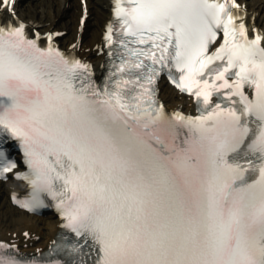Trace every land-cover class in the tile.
I'll return each mask as SVG.
<instances>
[{
  "label": "snow or ice",
  "instance_id": "obj_1",
  "mask_svg": "<svg viewBox=\"0 0 264 264\" xmlns=\"http://www.w3.org/2000/svg\"><path fill=\"white\" fill-rule=\"evenodd\" d=\"M113 12L97 78L0 0V179L63 221L46 251L0 240V264H264V30L239 0ZM161 74L198 115L165 107Z\"/></svg>",
  "mask_w": 264,
  "mask_h": 264
},
{
  "label": "bare ground",
  "instance_id": "obj_2",
  "mask_svg": "<svg viewBox=\"0 0 264 264\" xmlns=\"http://www.w3.org/2000/svg\"><path fill=\"white\" fill-rule=\"evenodd\" d=\"M77 0H24L21 2V13L23 16L30 19H37L42 21H50V25L67 27L74 22V12L71 5L75 4ZM103 0H90L93 7V15L90 22V31L88 32V42L98 38L99 26L103 25L108 18V13L102 8ZM251 7L256 10H261L259 20L264 26V0H248ZM77 21V19H76ZM65 40L73 38L71 34H67ZM100 60V59H98ZM167 90V88H165ZM169 100L173 104H177L181 100L176 97L174 91L169 93ZM30 228L33 232L40 235V240H29L34 242L36 246L46 245L58 232V220L52 216L41 218L34 215H28L21 212L16 207L12 206L8 200L7 190L0 187V233L9 235V232H19L18 237H23V231Z\"/></svg>",
  "mask_w": 264,
  "mask_h": 264
}]
</instances>
